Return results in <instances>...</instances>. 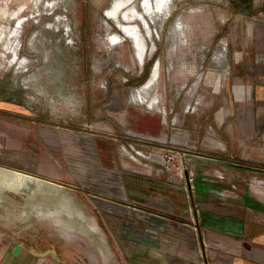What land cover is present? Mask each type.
Wrapping results in <instances>:
<instances>
[{"label":"rangeland","instance_id":"rangeland-1","mask_svg":"<svg viewBox=\"0 0 264 264\" xmlns=\"http://www.w3.org/2000/svg\"><path fill=\"white\" fill-rule=\"evenodd\" d=\"M260 60L264 0H0V118L22 132L2 166L40 177L1 205L0 237L131 220L157 264L228 250V219L264 225Z\"/></svg>","mask_w":264,"mask_h":264},{"label":"crops","instance_id":"crops-1","mask_svg":"<svg viewBox=\"0 0 264 264\" xmlns=\"http://www.w3.org/2000/svg\"><path fill=\"white\" fill-rule=\"evenodd\" d=\"M257 77L253 84L254 99L258 108L264 109V60L258 61ZM261 67V70H260ZM264 114V112H263ZM13 124L9 126L6 120L0 118V212L1 205L9 202V196H18L23 193L25 183L33 189L30 194L34 201V186L39 183V176L26 175L13 168H8L3 163H8V150L18 152L20 146L18 142L22 137V132L14 129ZM16 128V127H15ZM21 132V135L18 134ZM10 162L19 163L9 159ZM23 176L31 178V182H24ZM255 183V182H253ZM251 183V192L258 197L262 194L259 190L261 184ZM248 195V194H247ZM264 197V196H262ZM63 211H76V206L64 204ZM114 212H121L120 207H111ZM209 212L221 213L224 215H235L236 211L232 208H209ZM120 214H118L119 216ZM7 220L0 216V228L6 227ZM75 223L65 222L64 225H50L49 231H54L60 236V246L52 243L48 246H25L22 242L12 237L3 235L0 237V264H122L126 259L129 264H157L148 258L146 243H137L136 237L131 238V234L137 226L131 220L118 221L123 227H114V231L109 234L105 231L102 222L95 223L91 219L76 220ZM228 225L223 226L224 235L218 236L223 247L226 245L228 250L213 249L208 258L207 264H264V225H258L253 221L228 219ZM241 225V226H240ZM143 226L144 229L147 225ZM212 230L207 231L209 241H214L216 236L215 223L211 225ZM51 229V230H50ZM58 232V233H57ZM124 238L127 242L124 241ZM146 238V237H144ZM182 238V237H181ZM120 243H127L124 252L120 250ZM125 249V247H124ZM176 262L170 264H198L199 256L196 253L178 252L175 255ZM168 260L161 258L159 264H167ZM180 259V260H178ZM149 260V261H148Z\"/></svg>","mask_w":264,"mask_h":264},{"label":"bare ground","instance_id":"bare-ground-1","mask_svg":"<svg viewBox=\"0 0 264 264\" xmlns=\"http://www.w3.org/2000/svg\"><path fill=\"white\" fill-rule=\"evenodd\" d=\"M155 15V14H154ZM152 20V19H151ZM153 20H154V18H153ZM218 56H219V54H218Z\"/></svg>","mask_w":264,"mask_h":264}]
</instances>
